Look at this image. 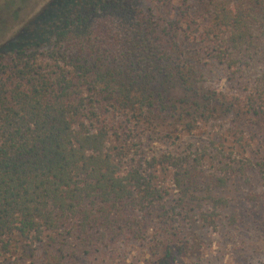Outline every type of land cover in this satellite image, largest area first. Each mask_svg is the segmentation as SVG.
<instances>
[{
    "label": "trees",
    "instance_id": "1",
    "mask_svg": "<svg viewBox=\"0 0 264 264\" xmlns=\"http://www.w3.org/2000/svg\"><path fill=\"white\" fill-rule=\"evenodd\" d=\"M43 1L0 41V264H101L125 245L177 264L200 207L228 206V175L264 178V0ZM201 126V151L168 148Z\"/></svg>",
    "mask_w": 264,
    "mask_h": 264
},
{
    "label": "rangeland",
    "instance_id": "2",
    "mask_svg": "<svg viewBox=\"0 0 264 264\" xmlns=\"http://www.w3.org/2000/svg\"><path fill=\"white\" fill-rule=\"evenodd\" d=\"M7 2L11 4L5 9L3 5ZM43 3V0H0L1 34L4 30L0 41L14 33ZM14 10H16L15 16L12 14ZM258 65L259 63L254 64L253 68ZM221 76L215 81V85L223 86L224 81ZM253 132L255 135L252 137V143L260 144V151L256 156H264V129H257ZM205 136L206 129L201 126L189 134L180 135L174 143L167 142L166 144L168 148H175L177 151L195 149L192 152H199L203 148L204 141L210 138ZM223 137L222 134L219 136L224 149L231 144L229 143L230 138L222 139ZM159 147V144H146L145 150L150 153ZM202 164L208 172L216 170L213 164L207 162L206 156ZM228 177V182L219 194L227 197L228 206L214 209L208 203H204L200 207L205 209L204 212L208 216L202 219L195 214L194 220L186 224L199 247L195 252L188 251L181 257L182 261L177 264H184L189 259L198 258H201L202 264H262L264 262V178L253 174L245 181H240L242 179H237L232 175ZM157 182L171 188L167 173L159 174ZM173 194L171 193V196ZM233 208H235V213L229 222L224 216L230 215ZM122 248L123 258L121 260L112 259L101 264H148L146 253H141L136 246L125 245ZM39 256L43 254L40 252Z\"/></svg>",
    "mask_w": 264,
    "mask_h": 264
}]
</instances>
